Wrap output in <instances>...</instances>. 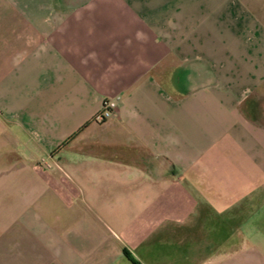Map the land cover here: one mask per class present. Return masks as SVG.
<instances>
[{"label": "crops", "instance_id": "obj_1", "mask_svg": "<svg viewBox=\"0 0 264 264\" xmlns=\"http://www.w3.org/2000/svg\"><path fill=\"white\" fill-rule=\"evenodd\" d=\"M0 264H264V0H0Z\"/></svg>", "mask_w": 264, "mask_h": 264}, {"label": "built area", "instance_id": "obj_2", "mask_svg": "<svg viewBox=\"0 0 264 264\" xmlns=\"http://www.w3.org/2000/svg\"><path fill=\"white\" fill-rule=\"evenodd\" d=\"M118 99V96L104 99L99 111L95 115V119L97 121H103L110 117L116 108Z\"/></svg>", "mask_w": 264, "mask_h": 264}]
</instances>
